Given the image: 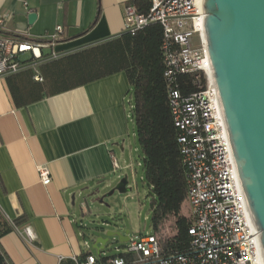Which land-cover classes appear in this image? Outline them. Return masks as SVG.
<instances>
[{
	"label": "crops",
	"instance_id": "crops-1",
	"mask_svg": "<svg viewBox=\"0 0 264 264\" xmlns=\"http://www.w3.org/2000/svg\"><path fill=\"white\" fill-rule=\"evenodd\" d=\"M131 2L0 0V16L10 15L4 33L49 42L38 58L24 53L17 73L0 76V231L12 228L0 235V253L9 264H60L88 250L70 197L94 194L123 167L114 148L129 135L130 84L115 69L111 42L124 33ZM105 42L107 63L90 51ZM39 165L49 170L47 185Z\"/></svg>",
	"mask_w": 264,
	"mask_h": 264
},
{
	"label": "built area",
	"instance_id": "built-area-1",
	"mask_svg": "<svg viewBox=\"0 0 264 264\" xmlns=\"http://www.w3.org/2000/svg\"><path fill=\"white\" fill-rule=\"evenodd\" d=\"M146 11H138L133 3L125 6L124 32L134 34L150 23L162 27L161 52L170 113L178 129L177 142L181 161L186 167V200L190 206L187 228L190 236L185 252L166 251L153 232L129 234L124 245L133 257L126 261L115 256L111 264H264L259 231L239 180L218 95L211 75V66L203 34L202 0H148ZM9 14L0 16V76L25 67L21 56H41V48L49 42L18 39L4 33ZM60 24L48 36L56 38ZM196 36V43L193 37ZM178 73L194 76L196 90L182 94L174 84ZM113 166L119 168L115 156ZM40 181L47 185L50 178L46 166L36 167ZM87 255L76 264H94Z\"/></svg>",
	"mask_w": 264,
	"mask_h": 264
},
{
	"label": "water",
	"instance_id": "water-1",
	"mask_svg": "<svg viewBox=\"0 0 264 264\" xmlns=\"http://www.w3.org/2000/svg\"><path fill=\"white\" fill-rule=\"evenodd\" d=\"M202 10L211 75L264 258V0H202ZM27 17L32 22L35 13ZM126 182V177L120 179L119 192L129 189ZM71 199L74 205V194ZM77 207L83 215L89 207L86 197ZM110 236L126 242L129 231L98 236L92 243L97 253Z\"/></svg>",
	"mask_w": 264,
	"mask_h": 264
},
{
	"label": "trees",
	"instance_id": "trees-1",
	"mask_svg": "<svg viewBox=\"0 0 264 264\" xmlns=\"http://www.w3.org/2000/svg\"><path fill=\"white\" fill-rule=\"evenodd\" d=\"M138 11L144 12L149 7L148 0H132ZM162 27L159 23H150L134 34L122 33L112 45V60L115 69L124 70L130 88L131 123L135 139L141 152L142 180L148 187L150 197L149 226L156 235L162 230L170 217L174 218V234L160 241L166 251L185 252L189 247L190 236L187 228L189 218L180 214L181 205L186 198V167L181 161L177 142L178 129L170 113L167 84L163 75L164 64L161 52ZM90 51L102 55L107 63V42L95 45ZM100 75L107 74V64ZM194 76L178 73L174 84L182 94L196 90ZM20 218L13 220L18 225ZM12 228L5 226L0 235ZM87 255L94 256V264H111L115 256H122L128 261L133 254L121 252L115 255H94L88 250L78 260ZM4 264H9L1 253ZM60 264H76L73 259H65ZM129 264V263H125ZM143 264H157L146 262Z\"/></svg>",
	"mask_w": 264,
	"mask_h": 264
},
{
	"label": "rangeland",
	"instance_id": "rangeland-1",
	"mask_svg": "<svg viewBox=\"0 0 264 264\" xmlns=\"http://www.w3.org/2000/svg\"><path fill=\"white\" fill-rule=\"evenodd\" d=\"M193 39L196 43V36ZM114 149L123 166L118 175L108 176L107 181L101 184L94 194L76 196L74 205L71 204L70 197L71 207L88 243L86 249L94 255H115L124 251L126 242L119 241L116 236H110L100 253H97L92 243L98 236H105L106 231L115 230L122 233L128 230L129 234L139 231L151 232L148 218L150 197L148 187L142 180L141 152L132 133V123L129 122V135L125 138L123 148L116 146ZM123 177H126V187L129 189L119 192L116 185ZM83 197H86L89 207H84L81 215L77 206L82 203ZM190 212V206L185 199L180 214L188 217ZM173 222V217L166 220L162 230L157 234L160 241L174 234Z\"/></svg>",
	"mask_w": 264,
	"mask_h": 264
}]
</instances>
